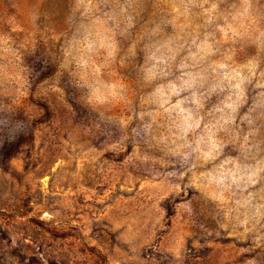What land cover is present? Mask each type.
I'll return each instance as SVG.
<instances>
[{"label":"rangeland","instance_id":"1","mask_svg":"<svg viewBox=\"0 0 264 264\" xmlns=\"http://www.w3.org/2000/svg\"><path fill=\"white\" fill-rule=\"evenodd\" d=\"M98 2L0 0V264H248L264 257V208L244 223L264 205V182L225 192L224 202H203L198 211L161 199L163 175H142L151 165L123 150L128 130L115 119L97 127L94 114L69 111L61 97L67 80L55 71V37ZM111 3L134 20L119 38L121 55L136 44L120 69L134 81L146 44L183 37L213 4L242 9L246 0ZM253 6L264 28V0ZM156 111L163 109L137 99L126 115L140 123L138 113ZM157 122L163 125V117Z\"/></svg>","mask_w":264,"mask_h":264},{"label":"clouds","instance_id":"2","mask_svg":"<svg viewBox=\"0 0 264 264\" xmlns=\"http://www.w3.org/2000/svg\"><path fill=\"white\" fill-rule=\"evenodd\" d=\"M259 11L253 0L242 9L204 8L202 23L183 37L146 44L145 62L131 81L120 69L129 55L135 56L136 44L121 55L119 38L134 27L133 17L123 6L99 0L55 37V71L68 84L61 97L69 111L94 114L97 127L115 119L128 130L123 150L151 165L142 175H163L156 186L161 199H179L197 211L203 202H224L225 192L264 182V28L257 23ZM241 19L247 23L238 24ZM137 99L163 111L140 112V123H135L126 113ZM43 113L46 120L49 112ZM260 208L264 205L256 206L252 216L246 214L244 223ZM248 264H264V257L252 256Z\"/></svg>","mask_w":264,"mask_h":264}]
</instances>
